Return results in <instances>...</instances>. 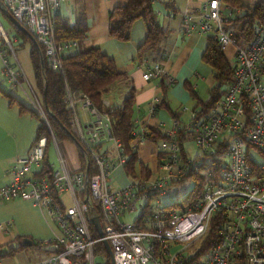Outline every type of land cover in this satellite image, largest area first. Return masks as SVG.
Masks as SVG:
<instances>
[{
    "label": "built area",
    "instance_id": "1",
    "mask_svg": "<svg viewBox=\"0 0 264 264\" xmlns=\"http://www.w3.org/2000/svg\"><path fill=\"white\" fill-rule=\"evenodd\" d=\"M69 1L0 0V7L42 47L47 66L54 72L60 70V51L66 45H76L53 39L54 16L61 4ZM202 10L197 28L217 38L222 47L234 49L232 80L207 111L194 113L182 127L174 120L166 138L157 145L156 154L162 157L152 169L154 176L117 185L116 173L124 171L127 153L121 141L111 135L109 117L83 92L68 95L71 108L79 104L95 117L86 126L87 137L79 134L71 119L85 149L83 168L69 172L62 156L57 155L59 168L50 165V172L45 173L41 169L45 137L35 140L27 154L8 168L10 181L0 186V202L16 197L31 200L40 210L47 209L60 231L44 243L56 245L57 251L36 264H100L95 262L100 253L94 250L104 241L110 246L113 264H264V27L256 26L249 43L242 45L223 28L230 10L221 0H206ZM0 38L12 53L2 28ZM0 59L4 79L21 87L23 73L8 59ZM162 72L155 64L144 70L143 79L151 80ZM158 102V97L152 98L151 113ZM34 104L43 116L39 103ZM145 132L135 135L141 140ZM105 141L112 142L113 150L103 148ZM189 144L194 155L183 153ZM251 149L261 156L260 164L251 156ZM192 173L202 177L194 202L183 208L161 206L163 195L168 194L172 203L179 200L180 195L169 193L177 183H198L190 177ZM65 193L71 197L68 207L60 200ZM93 200L101 206L102 237L91 224V218L97 216L90 214ZM136 211L139 214L133 221L121 219ZM213 215L219 222L218 241L200 250Z\"/></svg>",
    "mask_w": 264,
    "mask_h": 264
},
{
    "label": "crops",
    "instance_id": "2",
    "mask_svg": "<svg viewBox=\"0 0 264 264\" xmlns=\"http://www.w3.org/2000/svg\"><path fill=\"white\" fill-rule=\"evenodd\" d=\"M205 2L206 0H152L153 10L165 31V36L159 47L152 52H146L141 61L137 60V50L146 36V24L142 19H137L132 23L128 40H117L108 33V13L115 6L121 5L122 0H70L61 4L57 12L71 25H73L78 11L83 14L84 20L83 40L75 46L66 45L60 51V57L93 46L112 59L121 74L114 87L103 94V105L118 107L122 105L129 94L133 93L134 95L135 128L132 131L134 143L132 150L135 157L134 177L138 179L154 176L155 172H152V169L154 170L160 161L156 154L160 141L153 143L146 137L140 140L135 133L145 132L148 130V126L157 125L165 134L172 127L174 120L178 122L179 127L184 126L198 110L195 107V101L190 97L186 82L197 97L203 101L209 98V91L215 85L210 67L201 61L207 35L197 28L202 19V8ZM1 9L2 7H0V14L3 15ZM193 26L195 27L192 28ZM233 50L231 47V53ZM14 62L12 65L15 70L21 71L17 63ZM155 64L160 65L163 70L162 74L151 80H144V70ZM24 81H26V77L20 81L22 84L19 88L23 90ZM7 82L12 85L10 81ZM28 86L33 103L38 102L42 108V93L41 99H39L37 93L29 84ZM0 91V186H3L10 181L7 173L8 168L17 158L27 154L33 139L32 136L26 135L22 130L14 127L16 120L21 118V115L15 106L8 104V98L2 93L4 90L0 89ZM77 92L82 91L66 89V104L73 112L72 118L75 120L77 131L87 137L86 126L94 122L95 117L81 108L79 104L72 108L69 106L68 95ZM153 97H158L159 102L151 113L149 109ZM71 129L73 130L72 125ZM78 132H75L77 137ZM77 142L79 141L77 140ZM56 145L58 147L57 142ZM50 148L55 151L52 142ZM103 148L108 151L113 150L112 142L105 141ZM124 149L130 160L131 155L125 147ZM58 152L55 151L56 155H61L60 150ZM183 153L189 155L192 151L187 147L183 148ZM85 163L84 161L82 166L79 164V167L83 168ZM116 176L117 185H123L130 179H136L130 178L125 170L121 171L120 169ZM60 200L65 207L72 204L68 193L62 194ZM48 215L53 220L47 209L40 210L31 200L16 197L0 202V248L10 245L13 241L20 242L23 239L32 242V245H20L17 249L0 255V264H36L56 252H47L41 249L44 246L53 245L44 243L50 241L54 235H58L51 228V235L49 234ZM39 243L42 244L37 247L36 245Z\"/></svg>",
    "mask_w": 264,
    "mask_h": 264
},
{
    "label": "trees",
    "instance_id": "3",
    "mask_svg": "<svg viewBox=\"0 0 264 264\" xmlns=\"http://www.w3.org/2000/svg\"><path fill=\"white\" fill-rule=\"evenodd\" d=\"M122 1L123 3L121 5L115 6L108 13V33L112 38L117 40H128L132 23L137 19H142L146 24V36L137 50V60L141 61L144 59V54L146 52H152L159 47L165 36V31L153 10L152 0ZM221 1L222 4L226 5L230 10V16L224 21L223 28L230 32L239 44H248L252 38L254 28L256 26L264 27V0ZM11 26L14 30V36L29 45L28 54L36 85L39 90L37 94L39 99H41L43 85L46 84L47 87L46 109L44 106L42 107L43 116L38 111L26 108L19 100H16L13 95L2 91L3 95L8 98L9 105L18 103L20 105V112L29 111L39 119L33 142L40 137L46 138L45 156L41 162V169L45 173L50 172L48 158L52 137L57 144L63 140L74 144L78 150L80 165L86 160L85 149L83 150L84 147H81L80 139L71 129L73 112L66 104L65 99V91L68 89L85 93L91 99L96 109L109 117L112 136L121 140L127 152L131 155L124 170L130 178H136L134 177L135 172L133 167L135 157L134 151L132 150L134 148L132 131L135 128L133 118L134 95L133 93L129 94L122 105L118 107H107L102 103L103 94L114 87L115 83L121 77L113 60L107 57L98 48L89 46L74 54L60 57V71L53 72L47 66L42 47L39 45L40 48H37L23 32L14 25L11 24ZM53 30V39L56 43L74 41L76 44H80L84 37L83 14L78 11L77 17L74 19L73 25H71L66 18L56 13L54 16ZM1 41L0 56L3 57L5 52L11 54L7 47H3L5 44L2 39ZM9 42L12 49L10 39ZM41 58H43V63L41 62ZM201 61L210 67L215 85L209 91V98L203 101L197 97L196 93L186 82L190 97L195 101V107L198 109L195 112L196 115H200L207 111L212 104L221 98L224 88L231 82L233 75L232 59L226 55L218 39L213 36L206 37L205 47L201 54ZM261 75L264 77V67L261 69ZM66 130L80 142H78L79 145H76L71 140ZM144 137L148 138L153 143L162 141L166 138L165 134L162 133L157 125L148 126V130L145 132ZM180 139L183 138L181 137ZM161 157L160 153H158L157 159L160 160ZM145 175H148V173H145ZM190 177L197 180L198 183L191 182L193 186L187 193L179 196L178 201L165 204L163 206L164 208H183L186 205H190L191 202H194L201 188L202 177H195L194 173H192ZM92 204L93 206L90 214L102 218L101 206L98 205L96 200H93ZM218 226L219 222L216 216L213 215L209 223L207 234L200 242V250H206L218 241ZM92 236L94 238L98 237L93 230ZM40 244L42 243L36 246L39 247ZM94 252H97V254L100 253L98 258L103 257L104 263L102 264H110V258L103 243L99 242L96 244Z\"/></svg>",
    "mask_w": 264,
    "mask_h": 264
},
{
    "label": "rangeland",
    "instance_id": "4",
    "mask_svg": "<svg viewBox=\"0 0 264 264\" xmlns=\"http://www.w3.org/2000/svg\"><path fill=\"white\" fill-rule=\"evenodd\" d=\"M0 28H2V30L5 33H7L8 38L11 41V45L13 49V50L11 49L12 50L11 54H8L5 52L3 57L8 59L11 64H13V62L15 61L17 65L20 67L22 73L25 75L26 81H27V82L24 81V86H23L24 90L19 87L10 85L7 82L9 80L5 81L4 77L1 74L2 63L0 59V89L13 95L15 99L17 98L26 108L38 111L37 106L33 103V99L31 97L32 94H30L31 91L28 86L29 84L35 93L37 94L39 93L38 86L36 85V81L34 78L29 54H28L29 45L27 43L22 42L21 40H19L18 38L14 36V30L11 24L1 14H0ZM1 39L2 38H0V46L2 43ZM3 47H7L9 49L7 44L3 45ZM37 48H40V47H37ZM224 51L230 59L233 58V53H231V46L224 47ZM13 106H15V109H17V111L21 115V118L16 120L14 127L22 130L24 133H26V135L32 136V139H33L35 136V129L37 125L39 124V119L35 115H32L29 111H25L23 113L20 112V105L18 103L13 104ZM188 147L192 151V154L194 155L196 151L193 149V145L189 144ZM58 148L60 150L61 156L63 157L65 161L67 170L69 172L77 171V169H79L80 167H79V160H78V150L76 149L74 144H72L69 141L63 140L58 143ZM250 154L257 164H260L262 162L261 156H259V154L256 153L254 149H251ZM48 161H49V164L54 167V169L59 168V162H58L57 155L52 148H50L49 150ZM130 180H133V179H130ZM192 186H193V183L189 181L177 183L171 188L169 193H177L178 195L181 196L182 194L187 193L189 189L192 188ZM167 203H170L169 195L166 194V195L161 196V206H164ZM138 214L139 212L136 211L133 214H126L125 217H121V219L125 222H131L134 220L136 216H138ZM47 218L49 222V225H47L49 234L51 235V232H50L51 231L50 228H51L56 234L59 235L60 231L56 223L52 220V218L49 215L47 216ZM102 258H95L96 259L95 262L100 263V264L104 263V259Z\"/></svg>",
    "mask_w": 264,
    "mask_h": 264
},
{
    "label": "water",
    "instance_id": "5",
    "mask_svg": "<svg viewBox=\"0 0 264 264\" xmlns=\"http://www.w3.org/2000/svg\"><path fill=\"white\" fill-rule=\"evenodd\" d=\"M3 12L4 17H6V19L12 24L14 25L16 28H18L21 32H23L33 43L36 47H39L37 41L34 39V37L22 26L20 25L9 13L8 11H6L4 8L1 9ZM41 62L43 63V58H41ZM46 92H47V87L46 84H44L43 89H42V103L44 108L46 109ZM67 134L69 135V137L71 138L72 141L75 142L76 145H79V143L77 142V140L72 136V134L66 130ZM87 170V167L85 169V171ZM86 178V176H85ZM85 183L87 186V179H85ZM91 223L94 226V229L96 231V233L99 236H103L102 233V229H101V225H100V221H99V217L95 216L91 218ZM25 246V245H32V242L26 239L21 240L20 242L17 241H13L10 245L6 246V247H2L0 248V255H4L6 253H8L10 250L12 249H17L18 246ZM103 245L106 249V252L110 258V264H113V259H112V252L110 249L109 244L104 241ZM43 251H47V252H55L57 251V246L55 245H48V246H44L43 248H41Z\"/></svg>",
    "mask_w": 264,
    "mask_h": 264
}]
</instances>
